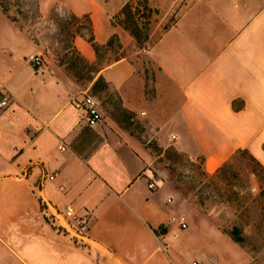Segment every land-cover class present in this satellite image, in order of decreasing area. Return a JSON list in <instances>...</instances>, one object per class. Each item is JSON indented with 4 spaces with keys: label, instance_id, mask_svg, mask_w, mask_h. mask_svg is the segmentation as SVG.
Wrapping results in <instances>:
<instances>
[{
    "label": "crops",
    "instance_id": "crops-1",
    "mask_svg": "<svg viewBox=\"0 0 264 264\" xmlns=\"http://www.w3.org/2000/svg\"><path fill=\"white\" fill-rule=\"evenodd\" d=\"M128 2L40 0L39 13L46 18L59 8L90 16L101 45L118 37L127 55L97 76L161 146L174 136L179 152L203 158L208 175L238 149L264 166V0H147L143 50L113 23ZM73 45L96 61L86 40L77 36ZM142 53L152 75L137 58ZM36 56L44 58L40 72L31 65ZM0 90L11 97L0 111V264H254L203 217L197 220L209 233V250L185 260L172 242L178 225L158 212L163 188L157 181L148 188V151L102 114L100 124L88 126L74 106L84 96L74 80L1 10ZM67 206L79 217L90 214L83 238L73 223L68 233L54 229H67L54 215ZM171 212L179 214L175 206ZM161 226L167 233L157 236Z\"/></svg>",
    "mask_w": 264,
    "mask_h": 264
},
{
    "label": "rangeland",
    "instance_id": "rangeland-1",
    "mask_svg": "<svg viewBox=\"0 0 264 264\" xmlns=\"http://www.w3.org/2000/svg\"><path fill=\"white\" fill-rule=\"evenodd\" d=\"M18 1L20 5L11 8L12 15L18 18L19 26L28 37L40 46L49 63L68 74L81 94H90L100 102L104 121L107 120L123 133H130L148 151L146 169L152 173L151 180L157 181L163 188L157 205L159 214L163 210L165 215L162 213V216L168 215L173 226H177V222L171 220L173 216L179 218L183 215L186 222H192L189 231L179 230V235L172 237V242L185 260H192L195 255L202 256L209 250V233L201 228L197 220L203 217L223 234L231 236L232 229L237 228L239 237L243 240L240 245L252 255L254 264H264V180L258 181L250 169L237 160L232 161L221 173L208 175L203 169L202 158L198 156L191 159L179 152L174 146L176 140L169 139L165 146H161L152 139V132L147 131L136 120L135 115L125 108L118 93L110 85L103 87L101 84L98 95L94 93L93 86L98 79V71L125 57L127 50L123 47L124 52H121L115 42L111 50L101 51L94 63L85 59L77 61V55L72 56L70 51L67 55L77 61L78 67L68 73L60 65V61L69 62L62 48L73 45L74 41L73 25H68L72 21L71 13L55 8L49 17L43 18L39 13L38 0ZM18 11L23 15H19ZM65 24L68 25L69 33L63 28ZM137 58L143 63L146 72L152 75L153 65L146 54L142 53ZM152 144H157L164 152L158 155L154 148H148ZM168 156L173 161H169ZM168 198L173 199L174 204L167 203ZM174 206L179 211L177 215H172ZM65 231L70 232L69 229Z\"/></svg>",
    "mask_w": 264,
    "mask_h": 264
},
{
    "label": "trees",
    "instance_id": "trees-1",
    "mask_svg": "<svg viewBox=\"0 0 264 264\" xmlns=\"http://www.w3.org/2000/svg\"><path fill=\"white\" fill-rule=\"evenodd\" d=\"M134 1L135 0H133V2ZM136 1L138 3V6H140V8H142L144 10V12L148 13V16H149L151 11L148 7L147 0H136ZM39 2H40V0H38V4H39ZM133 2H128L123 6V8L121 9L118 16L114 17L113 23H114V25H116V23L121 25L126 31H128L130 33V35L135 39L139 49L143 50V49H145L146 44L149 40V34H148L147 28H144L139 24V21L137 19V15L139 14L140 10H139V8H135V9L133 8ZM19 5L20 4H19L18 0H16V1L0 0V10L2 11V13L8 19H10L13 23L17 24L18 27L22 30V27L19 26L18 18L16 16L12 15V11H11L12 7L19 6ZM17 13L19 15H23L22 12H20V11H18ZM71 17H72V21L69 22L68 25H73L74 32H73L72 38L74 39L75 37L79 36V37L83 38L84 40H86L92 46L96 55L99 56V54L103 50H105V51L111 50L113 48V44L115 42H116L117 49H119L121 52H124L123 46L121 45V43H120V41L116 35L112 36L109 39V41L104 45H101L96 41L95 36H94L93 22H92L90 16H88V15L76 16V15L71 13ZM116 20L118 22H116ZM80 21H82V23H80ZM68 25L65 24L63 28H64V30H67V32L69 33ZM148 25H149V23H148ZM62 49H63V52H64L66 59L69 58V62L66 63L64 61H60V65L64 66L65 70L68 73H72V71L77 69V67H78L77 61H82L84 59L80 56L78 51L75 49L74 45L65 46ZM70 51L72 52V56L77 55L75 57V58H77V61H74L72 56L68 57L67 53H69ZM98 73H99V71H98ZM101 84L103 85V87H106L108 83H106V81L104 80V78L102 76H99L97 81L95 82V84L93 86L95 95H98L99 86ZM235 106L236 105L234 103V107ZM152 146L150 145V147H148V148L149 149L154 148V150H156L158 152L157 153L158 155L161 154L162 152H164V150L162 148H160L159 146H157V144H152ZM171 150L175 151V153L178 154V152H176V150L174 148H171ZM168 160L173 161V159L169 156H168ZM235 160L239 161V163L241 165H243L244 167H246L247 169H250L251 173L258 179V181L262 182L264 180V166L256 158H254L249 153V151L246 149H238L232 155L230 160L228 162H226L216 173H221L222 171L227 169L229 167V164ZM201 162H202V166H203V163H204L203 158L201 159ZM40 203H41V199H40ZM41 209H42V211L44 210V206L42 204H41ZM45 220L52 225L54 224L51 222L52 220L48 217H45ZM53 227H54V229H57L60 232L63 231L64 233H67L65 231V229H63V228H58L54 225H53ZM238 231L239 230L237 228H233L231 231V236L235 242L241 243L243 240L240 239ZM154 233L157 236H160L161 234H166L167 231L163 226H161L160 230L159 231L154 230Z\"/></svg>",
    "mask_w": 264,
    "mask_h": 264
},
{
    "label": "built area",
    "instance_id": "built-area-1",
    "mask_svg": "<svg viewBox=\"0 0 264 264\" xmlns=\"http://www.w3.org/2000/svg\"><path fill=\"white\" fill-rule=\"evenodd\" d=\"M133 8H139L140 12L137 15V19L139 24L148 28L149 16L148 13L144 12L140 6H138L137 1L133 2ZM31 65L33 68L40 72L44 68V58L42 56H36L32 59ZM11 104V97L7 92L0 90V111L7 109ZM74 106L78 109H81L85 113V118L87 125L90 127H95L102 121V116L100 113V102L92 95L85 93L83 99L81 101H75ZM176 138L173 136L172 140ZM60 150L64 151L65 147L63 145L60 146ZM56 176V175H55ZM158 187V183L156 181L149 182L148 188L150 190H154ZM168 202H171V199H168ZM55 218L58 221L64 222L63 225L71 230L73 226L70 223L75 225V236L77 238H83L88 231L89 223H90V214H86L82 217L77 216L74 213V210L71 206H67L63 211L54 212ZM52 220V219H51ZM173 222H177V225L180 230L184 231L188 229V224L184 216H180L179 218L173 216L171 219ZM190 264H204L199 260H192Z\"/></svg>",
    "mask_w": 264,
    "mask_h": 264
}]
</instances>
